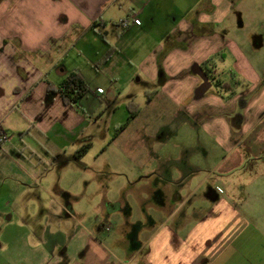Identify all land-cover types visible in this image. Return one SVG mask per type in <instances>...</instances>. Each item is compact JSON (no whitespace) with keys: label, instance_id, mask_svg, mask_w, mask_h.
<instances>
[{"label":"crops","instance_id":"1","mask_svg":"<svg viewBox=\"0 0 264 264\" xmlns=\"http://www.w3.org/2000/svg\"><path fill=\"white\" fill-rule=\"evenodd\" d=\"M166 1L0 0L3 145L7 137L1 119L18 109L21 116L27 114L37 122L35 138L59 135L70 141V137L75 139L83 134L86 118L75 106L64 105L58 94L47 97V85L57 86L69 73L78 71L65 73L60 67L63 58L78 46L96 61L108 47L105 31L111 25L123 32L119 25L127 20L128 26L145 33L172 23L163 38L167 37L165 46L180 45L169 51L179 54L182 63L180 71L171 69L183 77L184 83L180 84L186 86L179 97L185 96L195 105L189 114L200 120L198 129L208 135L212 153L216 154L208 169L202 162L188 160L191 147L176 145L175 155H156L151 164L142 166L146 169H140L137 177L125 176L127 184L119 189L125 199L132 200L130 204L121 197L111 201L102 195L95 211L100 212L106 224L114 213L122 216L121 238L117 242L124 256L114 253L117 252L111 248L114 241L108 234L112 227L103 223L94 227L95 232L82 230L83 234L69 227L56 230L52 240H48L50 247H42L39 252L34 248L36 253L20 243L25 264H264V96H244L246 92H238L237 88L234 93L221 89V84L231 81L243 83V79L236 78L237 72L247 79L251 76L248 63L234 54H231L235 60L232 70L220 72L218 65L212 63L215 91L210 84L200 98L195 97L199 79L191 72L194 65L215 59L223 49L225 42L220 39L223 35L214 28V22L234 1L192 0V4L200 6L190 8L178 18L172 17L169 6L167 15L165 10L160 12L157 5ZM173 1L176 0H170L168 5ZM160 71L161 66L156 67V75ZM50 74H55L58 80L48 81ZM46 116L53 119L49 121ZM41 148H46L50 165L64 152L52 144ZM84 155L76 149L72 158L80 160ZM42 166L37 159L27 175L30 187L38 188L37 182L43 178ZM197 178L200 179L195 183ZM31 190L30 196L35 191ZM65 192L63 196L68 195ZM56 211L57 215L64 212L66 220L75 218L69 203L66 208L59 203ZM40 212H44L43 206ZM7 218L8 222L12 220L11 215ZM64 236L67 247L62 242ZM32 239L35 246L44 244L43 238L32 236Z\"/></svg>","mask_w":264,"mask_h":264},{"label":"rangeland","instance_id":"2","mask_svg":"<svg viewBox=\"0 0 264 264\" xmlns=\"http://www.w3.org/2000/svg\"><path fill=\"white\" fill-rule=\"evenodd\" d=\"M233 1L234 5L225 11L223 9L224 13L222 11L214 22V28L223 35L220 39L225 45L211 61L222 72L233 69L235 60L231 54L240 57V61L245 60L251 76L247 79L237 72L236 78L244 81L240 88L232 87L238 92H246L244 96H264V0ZM169 2H161L157 7L160 12L165 10L167 15L169 6L168 10L175 18L189 12L190 8L200 6L192 4V0H176L168 5ZM168 25L171 27L172 23L163 29L154 28L150 33L130 26L122 32L110 25L105 31L108 47L96 61L87 51L82 53L79 46L63 58L60 67L65 73L78 70L74 72L82 77L88 88L74 108L88 123L83 134L75 139L70 137L67 141L59 135L35 138L37 122L27 114L21 116L17 108V112L12 110L5 119H1L7 141L3 145L5 140L0 138V264H25L24 256L20 254L22 244L32 248L33 253L39 252L42 247H50L48 240H52L56 230L63 231L69 227L71 231L83 234L82 230H93L103 223L112 227L108 232L114 241L111 248L122 257L124 252L117 242L121 238L122 216L114 213L109 223H105L94 207L102 195L111 201L121 197L130 204L132 200L125 199L119 189L122 184L123 187L127 184L125 176L128 179L137 177L140 169H146L142 166L151 164L156 155H175L176 145L191 147L188 154L191 162H202V166L208 169L212 167L216 154L212 153L208 135L198 129L200 120L189 114L195 105L185 96L179 97L186 86L180 84L184 83L183 77L172 71H180L182 63L178 59L179 54L173 55L169 51L180 45H164L167 37L163 38V34L169 31ZM159 66L161 71L156 75V67ZM151 72L153 76H150ZM51 80L56 82L58 77L50 74L48 81ZM211 90L215 91L213 84ZM135 107L140 111L127 122L130 111ZM49 118L53 119L46 116ZM85 141L90 144L87 152L80 160H74L72 155L76 149L82 148ZM51 144L64 152L50 165L46 148L41 147ZM36 158L42 161L44 170L43 178L37 182L38 188L30 187L31 181L27 177L37 163ZM54 185L55 189L52 188ZM31 189L35 191L30 196ZM63 191L68 195L63 196ZM6 203H11V206H5ZM59 203L65 208L69 203L75 218L66 220L62 216L65 213L60 211L57 215ZM41 206L44 212H40ZM111 209L114 211L115 206ZM10 215L12 220L8 222ZM32 236L34 239L43 238L44 246L39 241L35 246ZM62 242L67 247L66 236L62 237Z\"/></svg>","mask_w":264,"mask_h":264},{"label":"trees","instance_id":"3","mask_svg":"<svg viewBox=\"0 0 264 264\" xmlns=\"http://www.w3.org/2000/svg\"><path fill=\"white\" fill-rule=\"evenodd\" d=\"M212 59L213 58L208 59L205 63L211 62ZM240 85V81L235 80L233 82V86L235 87H239ZM231 90L233 89L231 88ZM46 92L47 97L51 98L55 94H58L64 105L76 107L79 99H81L88 92V88L82 77L77 72H71L59 85L54 86L52 84H48ZM130 106H132V104H130ZM139 111V108L136 107L134 108V110H131L127 118V122H129L130 119L134 118ZM126 123L123 124L119 128V130H121L126 125ZM89 146L90 144L83 145L79 150L81 151L80 154L87 152V148H89Z\"/></svg>","mask_w":264,"mask_h":264},{"label":"flooded vegetation","instance_id":"4","mask_svg":"<svg viewBox=\"0 0 264 264\" xmlns=\"http://www.w3.org/2000/svg\"><path fill=\"white\" fill-rule=\"evenodd\" d=\"M206 61L200 63V64H196L194 65L193 67L197 66L199 69L197 72H194L191 68V72L198 77L199 79V86L202 85L203 83H207V87H206V92L209 90V87H210V84H212V81H214V73H213V70L212 68L214 67L212 62H209V63H205ZM233 82L234 81H231V86H229L228 84L226 85V88L225 87V84H221V89L223 91H230L231 93H234V88L232 87L233 86ZM198 86V87H199ZM197 87V88H198ZM231 88L233 90H231ZM206 92L203 94V96L206 94Z\"/></svg>","mask_w":264,"mask_h":264},{"label":"water","instance_id":"5","mask_svg":"<svg viewBox=\"0 0 264 264\" xmlns=\"http://www.w3.org/2000/svg\"><path fill=\"white\" fill-rule=\"evenodd\" d=\"M198 69H199V68H198L197 66H195V67L192 68V70H193L194 72H197ZM206 87H207V83H203L202 85H200V86L196 89V91H195V97H196V98H200V97H202L203 94L206 92Z\"/></svg>","mask_w":264,"mask_h":264},{"label":"built area","instance_id":"6","mask_svg":"<svg viewBox=\"0 0 264 264\" xmlns=\"http://www.w3.org/2000/svg\"><path fill=\"white\" fill-rule=\"evenodd\" d=\"M136 22V21H135ZM122 29H125L128 26V21L124 20L121 21L120 25H119Z\"/></svg>","mask_w":264,"mask_h":264}]
</instances>
